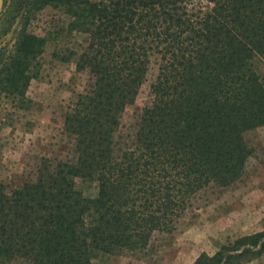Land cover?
<instances>
[{
    "label": "trees",
    "instance_id": "obj_1",
    "mask_svg": "<svg viewBox=\"0 0 264 264\" xmlns=\"http://www.w3.org/2000/svg\"><path fill=\"white\" fill-rule=\"evenodd\" d=\"M51 6L83 35L75 69L88 83L66 107L70 159L39 158L32 179L0 182V264H90L97 252L146 249L209 189H229L264 125V0H26L0 59V94H23L44 39L30 12ZM157 67L128 143L119 116ZM74 178L95 183L84 196ZM264 252V229L200 252L191 264H241Z\"/></svg>",
    "mask_w": 264,
    "mask_h": 264
},
{
    "label": "rangeland",
    "instance_id": "obj_2",
    "mask_svg": "<svg viewBox=\"0 0 264 264\" xmlns=\"http://www.w3.org/2000/svg\"><path fill=\"white\" fill-rule=\"evenodd\" d=\"M26 0H2L0 7V59L10 49ZM22 13V14H21ZM67 17L47 5L30 12L26 31L44 39L37 67L23 94H0V182L6 189L33 178L39 158L70 159L72 139L62 131L66 107L88 83L85 71L75 69L83 35L68 30ZM253 64L264 78V64ZM157 67L151 54L133 102L119 116L118 146L127 144L139 108L149 100L148 87ZM254 157L229 189H209L179 218L169 234H158L144 250L97 252L90 264H191L200 253L212 254L229 239L264 229V125L249 131ZM84 196L95 194V183L74 178ZM9 264H25L13 259ZM241 264H264V252Z\"/></svg>",
    "mask_w": 264,
    "mask_h": 264
},
{
    "label": "water",
    "instance_id": "obj_3",
    "mask_svg": "<svg viewBox=\"0 0 264 264\" xmlns=\"http://www.w3.org/2000/svg\"><path fill=\"white\" fill-rule=\"evenodd\" d=\"M1 2H2V0H0V7H1Z\"/></svg>",
    "mask_w": 264,
    "mask_h": 264
}]
</instances>
